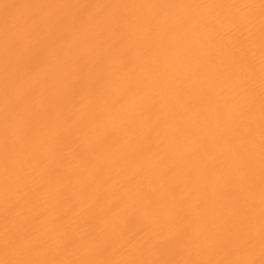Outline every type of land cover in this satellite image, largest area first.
<instances>
[{
  "label": "bare ground",
  "instance_id": "1",
  "mask_svg": "<svg viewBox=\"0 0 264 264\" xmlns=\"http://www.w3.org/2000/svg\"><path fill=\"white\" fill-rule=\"evenodd\" d=\"M264 262L262 0H0V262Z\"/></svg>",
  "mask_w": 264,
  "mask_h": 264
},
{
  "label": "snow or ice",
  "instance_id": "2",
  "mask_svg": "<svg viewBox=\"0 0 264 264\" xmlns=\"http://www.w3.org/2000/svg\"><path fill=\"white\" fill-rule=\"evenodd\" d=\"M262 4H264V0H262ZM0 264H38V262H33V261H17V262L4 261V262H0ZM209 264H211V262H209ZM228 264H252V262L240 261V262H228ZM262 264H264V262H262Z\"/></svg>",
  "mask_w": 264,
  "mask_h": 264
}]
</instances>
